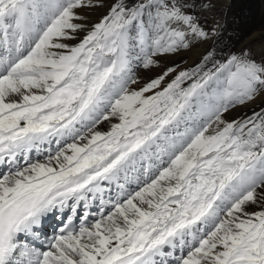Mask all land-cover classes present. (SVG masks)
<instances>
[{
    "label": "snow or ice",
    "instance_id": "snow-or-ice-1",
    "mask_svg": "<svg viewBox=\"0 0 264 264\" xmlns=\"http://www.w3.org/2000/svg\"><path fill=\"white\" fill-rule=\"evenodd\" d=\"M102 6L0 0V264H264V108L225 118L264 93V57L209 51L136 88L134 60L149 69L219 28L195 0H114L90 27L75 22ZM68 211L48 250L29 248Z\"/></svg>",
    "mask_w": 264,
    "mask_h": 264
},
{
    "label": "bare ground",
    "instance_id": "bare-ground-1",
    "mask_svg": "<svg viewBox=\"0 0 264 264\" xmlns=\"http://www.w3.org/2000/svg\"><path fill=\"white\" fill-rule=\"evenodd\" d=\"M135 1L136 0H126V2L128 3H134ZM210 1H213V3H215L216 1L217 3V0H210ZM113 2L114 0H102L103 3L102 7L80 9L79 13L81 16L85 17V19L78 20L75 22L90 27L92 24L97 23L100 20V18L107 13L108 7ZM222 2L227 6L231 7L232 9L238 11L235 12V16L239 14V16H237L239 20L236 19L237 21L234 20L235 22L233 21V24H230V27L227 26L228 29H232L233 31L230 35V38L234 34H235L234 37L237 36L236 42H230V43H233L234 46H238L237 49L238 51L241 48H246V49L249 48V50L250 51L252 50L251 52L254 53V56L258 60L261 57H264V0H222ZM234 10L232 12H234ZM213 14H216V12ZM214 16L215 15H211V17L214 20H216L217 18H215ZM218 24L215 26H218V28L220 29ZM84 34L86 33L83 32L80 33L79 36H77L76 40L72 41V43H78ZM224 34L225 33H223L221 37H223ZM221 37L219 35L218 40ZM211 41H213L212 38L207 41H200L189 35L188 48H180L177 52L174 53H165V54L157 55L156 57H154L157 63L149 69L143 68L142 66H140V64H138L139 62L137 63V61L134 60L133 71L135 77L138 80V84L133 87L136 88L142 87L150 80L155 79L157 76L161 75L163 71L166 70L167 68L176 69V74H179L180 71H187V70H191V68L192 69L196 68V66L200 64V62L202 61L203 55L208 50L209 46H211ZM218 42L219 41H217V43ZM223 45L228 46V44L226 43H223ZM245 45H248V47H246ZM133 52L137 53L139 52V49L134 48ZM172 79H175V75L173 74H169L168 77H165V80L162 81V87H166L167 84L170 83ZM189 83L190 81H186L185 84L182 86L186 87ZM261 108H264V93L260 94L257 97V99L252 102H249L245 105L238 104L235 108L230 109L229 112L225 114V118L228 120H233V119L240 120L247 116L253 115V112H259ZM113 122H117V121H113ZM97 127L100 131L104 132L109 130L110 124L108 122H102ZM55 148L56 145L53 144L52 149L54 150ZM34 153L35 151L33 150V152L30 154L33 162H35L36 160L44 159V157L41 156L35 157ZM164 159H167V157H164ZM247 209L249 212L259 211L260 206L250 204L247 206Z\"/></svg>",
    "mask_w": 264,
    "mask_h": 264
},
{
    "label": "rangeland",
    "instance_id": "rangeland-1",
    "mask_svg": "<svg viewBox=\"0 0 264 264\" xmlns=\"http://www.w3.org/2000/svg\"><path fill=\"white\" fill-rule=\"evenodd\" d=\"M136 2V1H135ZM134 2V3H135ZM191 2V0H190ZM195 2L197 3L198 7L194 10L195 14L200 18V22L201 24H205L208 26V28H211L212 26L214 27L215 25H219L220 29H219V33L217 36H215V38L213 37V41H211V46H209L208 50L205 52L204 55H206L209 51L214 53V58L216 61H221L223 60L226 56H228V54L230 52L233 51H238V46H234L233 43L230 42H236V37H234V35H232V37L230 38L231 33L233 32L232 29H228V27H230V24H233V21H237L239 20V18L237 16H239V14H237V16H235V12H238L237 10L232 9L231 7L227 6L226 4H224L222 2V0H217V3L215 1V3H213V1H210V3L212 4L211 9L213 10V13L216 12V14L212 13V10H202L199 7V4L201 2V0H195ZM221 8V9H220ZM224 9V10H223ZM234 10V12H232ZM229 12V13H228ZM221 13V16H220ZM203 14V15H202ZM223 14V15H222ZM201 15V16H200ZM207 15V16H206ZM211 15H215L214 17L217 18L216 20H214ZM217 15V16H216ZM229 15V16H228ZM205 16V17H204ZM241 16V15H240ZM222 17V18H221ZM209 18V19H208ZM220 19V20H219ZM237 19V20H236ZM210 20V21H208ZM222 20V21H221ZM227 21V22H226ZM234 21V22H235ZM221 22V23H220ZM228 26V27H227ZM223 28V29H222ZM227 29V32H226ZM224 34L223 37L222 34ZM220 35V39L218 40ZM226 37V39H225ZM234 39V41H233ZM217 41H219L217 43ZM221 42V43H220ZM217 43V44H216ZM223 43L228 44V46L223 45ZM246 47H248V45H245ZM211 47V49H210ZM249 49V48H247ZM252 51V50H251ZM138 53V52H137ZM219 54V55H218ZM221 54V55H220ZM252 54L254 55V53L252 52ZM203 55V57H204ZM138 63V62H137ZM139 64V63H138ZM212 67V62L208 63L205 70L209 69ZM192 69V68H191ZM188 71V70H187ZM181 130H183V127L181 128Z\"/></svg>",
    "mask_w": 264,
    "mask_h": 264
}]
</instances>
